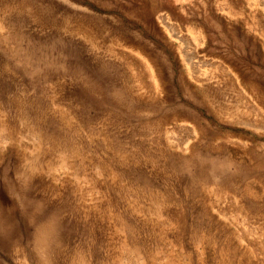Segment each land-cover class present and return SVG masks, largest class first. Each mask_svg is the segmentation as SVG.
<instances>
[{"label":"rangeland","instance_id":"obj_1","mask_svg":"<svg viewBox=\"0 0 264 264\" xmlns=\"http://www.w3.org/2000/svg\"><path fill=\"white\" fill-rule=\"evenodd\" d=\"M0 264H264V0H0Z\"/></svg>","mask_w":264,"mask_h":264}]
</instances>
